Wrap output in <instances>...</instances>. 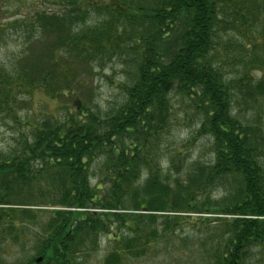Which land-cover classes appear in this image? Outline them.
I'll list each match as a JSON object with an SVG mask.
<instances>
[{
  "label": "trees",
  "instance_id": "obj_1",
  "mask_svg": "<svg viewBox=\"0 0 264 264\" xmlns=\"http://www.w3.org/2000/svg\"><path fill=\"white\" fill-rule=\"evenodd\" d=\"M43 2L0 19V41L21 38L0 63V122L17 127L0 141V264L11 245L36 249L21 264H74L101 240V264H128L171 234L211 239L185 264L264 260V0ZM114 58L102 107L79 71ZM37 91L72 100L44 113ZM180 110L208 158L166 140Z\"/></svg>",
  "mask_w": 264,
  "mask_h": 264
},
{
  "label": "rangeland",
  "instance_id": "obj_2",
  "mask_svg": "<svg viewBox=\"0 0 264 264\" xmlns=\"http://www.w3.org/2000/svg\"><path fill=\"white\" fill-rule=\"evenodd\" d=\"M44 6L45 4L43 0H0V19L5 18L6 22H8V20H13L22 15H29L35 9H42ZM20 44L21 38L17 37L15 33L9 40L5 39L4 41H0V63L7 61L11 54L15 52L17 53L20 49ZM36 50L40 52L42 50V46L37 45ZM112 60L113 61L107 60V63L103 66V68L99 67V70L94 75L95 77L92 79H90L91 76L84 74V70L79 71V75L84 78L85 81L91 83L93 88L91 92L92 98L95 97V101L99 102V104H102V107H107L110 104H114L119 95L118 89L114 86V84L111 83L113 81L116 82L119 80L121 75L119 64L120 61H118L116 58ZM91 85L88 86L87 89H83L82 92L84 93V91H89L90 93ZM71 100L72 99H70V97H62L60 100L54 99L47 95L45 91L35 92L32 99L33 104L37 106L36 109L38 111H43L44 113L52 112L57 115L64 112L62 109V104L66 105ZM71 105H73V103H71ZM190 113H192V111ZM21 115H24V113H21ZM176 118V120L181 121V125H174L171 132L172 136H169L170 138L168 137L166 140H172L175 143L174 146H178V148H188L187 155L189 158L194 157L195 155H201L203 158H208L209 150L206 147V140L203 137L196 136L195 122L189 120L183 121L181 110L180 115H177ZM16 128L17 127L8 122V120L6 122L4 121L3 123L0 122V141H11V131H15ZM164 155H166V153ZM212 216L215 215L213 214ZM193 217H196L195 214ZM44 219L45 215L43 213H39L38 220L36 219L35 224L37 230L41 229ZM209 224V227H213L216 223L212 221L209 222ZM30 232L34 233V229H30ZM190 239L191 237L186 235H168L164 238V246L162 243H159L162 242V240L159 239L157 240V244L155 246L151 244L145 256L131 260V262L128 264H185V261L191 256H200L199 253L201 248L207 247L209 245L208 241L211 240L209 237H204V235L196 236L195 239L191 240V242L189 241ZM26 244H28L27 248L30 249L32 248L33 241H29ZM100 244L102 245L99 247V254L94 252L90 257L80 258L79 260L75 261L74 264H101V255H107V253L110 251L109 249H111V246L108 247L106 240H101ZM165 245L167 247H165ZM260 250V248H256L254 250V254L257 255L259 253L258 256H261L262 258L264 251L262 252V250ZM27 251L28 250H26V247L20 248L17 245H11L2 252L1 257L8 264H16L17 262L21 264L22 262H26L27 259L30 260V258L36 256V249L29 252ZM254 264H264V260L255 256Z\"/></svg>",
  "mask_w": 264,
  "mask_h": 264
},
{
  "label": "water",
  "instance_id": "obj_3",
  "mask_svg": "<svg viewBox=\"0 0 264 264\" xmlns=\"http://www.w3.org/2000/svg\"><path fill=\"white\" fill-rule=\"evenodd\" d=\"M37 260H38V261H41V260H42V258H41V257H39Z\"/></svg>",
  "mask_w": 264,
  "mask_h": 264
}]
</instances>
